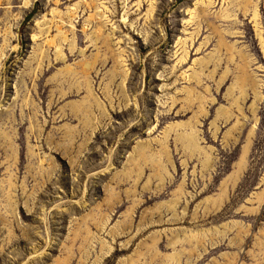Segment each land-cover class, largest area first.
I'll return each instance as SVG.
<instances>
[{
	"label": "rangeland",
	"instance_id": "obj_1",
	"mask_svg": "<svg viewBox=\"0 0 264 264\" xmlns=\"http://www.w3.org/2000/svg\"><path fill=\"white\" fill-rule=\"evenodd\" d=\"M0 264H264V0H0Z\"/></svg>",
	"mask_w": 264,
	"mask_h": 264
},
{
	"label": "bare ground",
	"instance_id": "obj_2",
	"mask_svg": "<svg viewBox=\"0 0 264 264\" xmlns=\"http://www.w3.org/2000/svg\"><path fill=\"white\" fill-rule=\"evenodd\" d=\"M150 12H151V10H150ZM126 79H127V72H126V70H124V74H123V77H122V81H121V83H120V86H121V88H123L124 87V83H125V81H126ZM172 126H174V124H172L170 127H172ZM250 139V138H249ZM248 139V140H249ZM191 143L193 144V145H197V141H196V139L194 138V139H191ZM248 150V149H247ZM246 155V154H245ZM243 162V161H242ZM241 169V168H240ZM240 173V172H239ZM239 173H237V175L239 174ZM227 183V182H226ZM221 186V185H220ZM228 186V185H227ZM234 186V185H233ZM224 185L222 184V186H221V191H223L224 192ZM225 192H226V190H225ZM224 192V193H225ZM221 194V193H220ZM226 194V193H225ZM225 196V195H224ZM223 196V197H224ZM220 199V198H219ZM259 199V198H258ZM260 200H262V199H260Z\"/></svg>",
	"mask_w": 264,
	"mask_h": 264
}]
</instances>
